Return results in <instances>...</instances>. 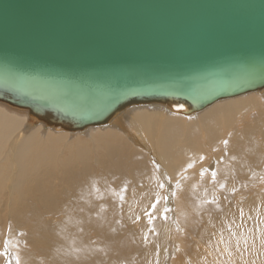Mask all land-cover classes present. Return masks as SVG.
<instances>
[{"label": "bare ground", "instance_id": "1", "mask_svg": "<svg viewBox=\"0 0 264 264\" xmlns=\"http://www.w3.org/2000/svg\"><path fill=\"white\" fill-rule=\"evenodd\" d=\"M1 252L6 264H264V89L190 116L130 106L79 132L0 102Z\"/></svg>", "mask_w": 264, "mask_h": 264}, {"label": "water", "instance_id": "2", "mask_svg": "<svg viewBox=\"0 0 264 264\" xmlns=\"http://www.w3.org/2000/svg\"><path fill=\"white\" fill-rule=\"evenodd\" d=\"M264 89V0H0V102L79 132Z\"/></svg>", "mask_w": 264, "mask_h": 264}, {"label": "rangeland", "instance_id": "3", "mask_svg": "<svg viewBox=\"0 0 264 264\" xmlns=\"http://www.w3.org/2000/svg\"><path fill=\"white\" fill-rule=\"evenodd\" d=\"M3 106V105H2ZM158 204L160 205L161 204V202H162V195L160 194L159 196H158ZM196 242V241H195ZM194 242V243H195ZM7 245V244H6ZM5 246V245H4ZM3 249H4V247H3ZM3 249H1V251H3ZM5 256L4 255V253L2 254V252H1V254H0V257H2V259H0V261H1V264H4V262H5V264H6V257H3V256ZM156 264V263H155Z\"/></svg>", "mask_w": 264, "mask_h": 264}, {"label": "snow or ice", "instance_id": "4", "mask_svg": "<svg viewBox=\"0 0 264 264\" xmlns=\"http://www.w3.org/2000/svg\"><path fill=\"white\" fill-rule=\"evenodd\" d=\"M226 143V142H225Z\"/></svg>", "mask_w": 264, "mask_h": 264}]
</instances>
